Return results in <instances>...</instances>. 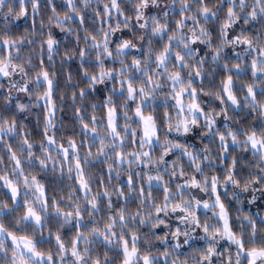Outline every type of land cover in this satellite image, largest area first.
<instances>
[{"label":"clouds","instance_id":"obj_1","mask_svg":"<svg viewBox=\"0 0 264 264\" xmlns=\"http://www.w3.org/2000/svg\"><path fill=\"white\" fill-rule=\"evenodd\" d=\"M0 264H264V0H0Z\"/></svg>","mask_w":264,"mask_h":264}]
</instances>
